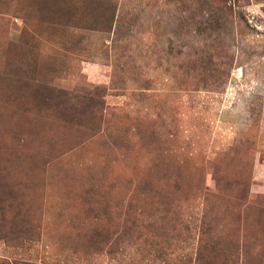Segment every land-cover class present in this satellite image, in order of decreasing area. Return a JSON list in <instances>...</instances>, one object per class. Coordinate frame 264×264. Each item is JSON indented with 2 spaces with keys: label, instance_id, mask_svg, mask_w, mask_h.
Listing matches in <instances>:
<instances>
[{
  "label": "rangeland",
  "instance_id": "rangeland-1",
  "mask_svg": "<svg viewBox=\"0 0 264 264\" xmlns=\"http://www.w3.org/2000/svg\"><path fill=\"white\" fill-rule=\"evenodd\" d=\"M0 264H264V0H0Z\"/></svg>",
  "mask_w": 264,
  "mask_h": 264
}]
</instances>
